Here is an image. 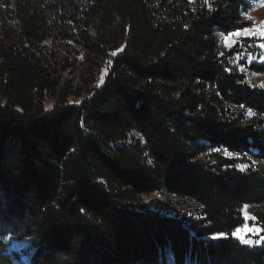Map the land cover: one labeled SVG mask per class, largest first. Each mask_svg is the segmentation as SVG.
I'll list each match as a JSON object with an SVG mask.
<instances>
[{"label":"trees","instance_id":"trees-1","mask_svg":"<svg viewBox=\"0 0 264 264\" xmlns=\"http://www.w3.org/2000/svg\"><path fill=\"white\" fill-rule=\"evenodd\" d=\"M250 9L0 8V264L21 260L8 237L30 244L29 264H264V89L242 72L264 64L235 65L217 33L244 29ZM81 68L82 86L64 80ZM153 194L163 203L146 207ZM244 205L254 245L232 235Z\"/></svg>","mask_w":264,"mask_h":264},{"label":"rangeland","instance_id":"rangeland-1","mask_svg":"<svg viewBox=\"0 0 264 264\" xmlns=\"http://www.w3.org/2000/svg\"><path fill=\"white\" fill-rule=\"evenodd\" d=\"M19 0H0V8L4 10H15L17 7ZM251 4V9L249 13L246 15L247 25L245 28L249 29H259L264 27V0H249ZM250 17V19L248 18ZM219 44L222 53L235 52L234 57L232 58L236 64L240 62H247V66L252 64L262 65L264 61L260 59V56L264 54V49L260 48L259 45L264 43L259 37L256 38H246L240 37L237 38L238 42L234 44L232 47H228L224 41V34L218 33ZM247 67L242 68V72L247 75L248 80L251 85L255 87H260V85L264 84V72H250ZM64 80L73 82L75 87L82 86V81L84 78H87L88 75L84 72V70H69L65 72L63 75ZM264 89V88H262ZM245 114L249 117L251 113L246 111ZM164 201V198L159 194H153L150 196H146L142 198V202H144L146 207L156 208L160 206ZM248 211L251 215H253L254 206H249ZM244 217V216H243ZM247 224L250 227H255L253 220L247 221ZM260 233L261 230L257 233L247 232L245 238L252 239L254 241L260 242ZM8 244V252L9 253H19L21 260L20 262H16L15 264H29V256L31 254L30 244L26 241L15 240L14 238L8 237L6 240Z\"/></svg>","mask_w":264,"mask_h":264},{"label":"snow or ice","instance_id":"snow-or-ice-1","mask_svg":"<svg viewBox=\"0 0 264 264\" xmlns=\"http://www.w3.org/2000/svg\"><path fill=\"white\" fill-rule=\"evenodd\" d=\"M205 2L207 3V0H205ZM209 10H211V5H209ZM250 19V17H248ZM240 37H246V38H256L259 37L262 40H264V27H261L259 29L253 30V29H249V28H244V29H240V30H236V31H232L230 33H228L227 35H224V41L225 44L228 47H232L234 44H236L238 42L237 38ZM260 48L264 49V43H261L259 45ZM116 53H113V55H115ZM260 59L262 61H264V54H262L260 56ZM262 88H264V84L260 85ZM237 167L241 170V171H246L247 168L249 167L246 164H240L237 165ZM249 205H244L242 207V209L240 210L242 215L244 216V220L245 223L242 224V226L240 228L235 229L232 232V235L241 241V243L244 244H248V245H254L255 243H257V241H254L252 239H247L245 238L247 232H253L254 234L259 232L260 229L253 227H250L247 224V221L249 220H255L256 217L251 215L248 211ZM227 233H223V232H219L214 234L213 239H220V238H227Z\"/></svg>","mask_w":264,"mask_h":264}]
</instances>
